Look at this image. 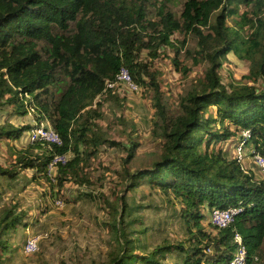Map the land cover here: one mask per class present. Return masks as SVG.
<instances>
[{
  "label": "trees",
  "instance_id": "16d2710c",
  "mask_svg": "<svg viewBox=\"0 0 264 264\" xmlns=\"http://www.w3.org/2000/svg\"><path fill=\"white\" fill-rule=\"evenodd\" d=\"M148 2L0 0V100L13 106L17 116H27L32 108L35 122L50 121L61 140L60 144L30 143L25 151L15 153L14 167L42 172L54 156L71 154L56 165V194L68 181L88 178V164L99 147L116 144L98 124L101 115L94 103L113 91L107 84L126 68L139 86L154 89L155 132L162 138L152 168L134 173L124 169L126 190L144 179L168 199L178 201L187 239L155 247L141 243L143 252L136 253L133 242L143 222L121 195L120 203L107 205L109 232L119 246L109 249L102 264H169L168 256L173 254L171 264H230L236 234L247 249V264H263L264 179L246 172L222 150L210 151L209 146L212 141L238 139L242 131L250 130L247 145L264 157V88L254 84L264 78V0H186L179 14L163 2L155 19L147 18ZM241 6L245 9L240 13ZM229 16H236L232 24ZM176 32L183 35L178 42L172 40ZM189 35L197 40L195 50L188 52L193 64L205 62L208 67L180 99L178 114L168 118L161 103L160 73L152 70V61L164 47L174 48L172 61L187 75L190 69L182 67L179 53ZM143 50H148L151 61L141 58ZM231 52L248 61L249 70L228 89L220 69ZM211 107L216 115L211 112L205 117ZM218 117L220 129L214 125ZM226 119L238 132L225 125ZM33 126L0 124V139L19 138ZM35 149L43 153H34ZM131 155L129 151L126 162ZM0 175L14 177V172L0 165ZM234 207L243 210L227 226L215 225L217 233L202 225L205 209L210 215L214 208ZM21 223L22 217H13L10 211L0 218V260L10 252L4 236Z\"/></svg>",
  "mask_w": 264,
  "mask_h": 264
},
{
  "label": "rangeland",
  "instance_id": "374dc122",
  "mask_svg": "<svg viewBox=\"0 0 264 264\" xmlns=\"http://www.w3.org/2000/svg\"><path fill=\"white\" fill-rule=\"evenodd\" d=\"M185 1L149 0L147 18H157V9L163 2L179 14ZM244 9L245 6H241L240 13ZM234 18L236 16H229L228 23L232 24ZM182 38L183 35L178 32L172 36L176 42ZM196 42V38L189 35L187 44L179 53L182 67L190 69L187 75L176 69L172 61L176 55L174 48L164 47L161 56L152 61V70L160 73L161 103L166 108L168 118L178 114L180 99L208 67L205 62L193 64L188 52L195 50ZM148 53V50L142 51L141 58L145 62L151 61ZM222 62L220 74L228 89L231 83L241 80L248 73V61L239 59L233 52ZM254 84L259 89L264 88V78ZM137 87L132 89L126 83L117 84L113 91H107L96 99L93 108L101 115L97 122L110 141L116 144L99 147L98 155L88 164V178L81 182L68 181L58 194L56 167L50 170L48 165L47 170L42 172L37 168L14 167V150L20 148L24 151L28 146L25 149L22 147L20 137L8 139L3 136L0 139V165L14 172V177L0 175V218L10 211L11 216H21L23 220L16 230L12 229L4 236L10 246L6 251L10 252L2 256L0 264H102L108 257L109 249L119 246L109 232L111 216L107 205L120 203L121 195L126 197L132 212H136L143 222L140 228L142 232L133 242L136 253L143 252L141 243L155 247L166 241L176 243L187 239L186 222L181 217L178 201L168 199L144 179H140V185L127 191L125 179L122 178L125 168L131 173L152 168L161 149L162 138L155 132L157 108L154 89ZM4 101L0 100V124H12L14 127L25 125L23 118L14 115L13 106L4 104ZM211 112L216 115L215 108L211 107L205 117ZM28 115L33 119L30 121L32 124H39L34 120L36 114L32 108ZM220 121L218 117L214 124L217 129L221 128ZM225 125L236 133L238 128L229 119L225 120ZM31 131L23 132L21 137ZM235 137L221 142L212 141L209 150H222L228 159H235L238 144ZM202 147L205 149L204 144ZM42 151L35 149L34 153ZM129 151L131 159L126 162ZM253 153V148L247 145L240 161L242 167L246 172H252L257 179H264V172L255 165ZM72 156L69 154L65 159ZM212 211L209 215V211L204 210L205 217L201 223L207 231L217 233L218 229L212 222ZM30 238L37 239V249L33 252L25 250ZM174 255L168 256L167 263H172Z\"/></svg>",
  "mask_w": 264,
  "mask_h": 264
},
{
  "label": "built area",
  "instance_id": "2783aa9c",
  "mask_svg": "<svg viewBox=\"0 0 264 264\" xmlns=\"http://www.w3.org/2000/svg\"><path fill=\"white\" fill-rule=\"evenodd\" d=\"M126 83L132 89H137L138 85L131 77V74L126 68H122L119 74L116 76L114 82H109L107 85L110 88L115 87L117 84ZM251 138L250 130H244L241 132L240 137L238 138L237 144V157L236 159L240 162L245 155V148L248 144L249 139ZM30 139L32 142L36 141H46L47 143H56L60 144L61 140L59 135L54 131L52 126L49 123L40 122L35 124L30 132ZM255 165L259 166L264 172V157L253 148ZM63 161L66 162L64 156H54L49 162L50 170L55 168L57 163ZM241 163V162H240ZM60 203V201H59ZM243 208L234 207L228 210H222L219 208H214L212 211V222L218 227H225L232 222L233 216L241 212ZM235 242L237 243V248L234 251L233 257L230 261V264H247V249L243 244L242 237L239 234L235 236ZM37 249V239L30 238L26 242L25 250L27 252H33Z\"/></svg>",
  "mask_w": 264,
  "mask_h": 264
},
{
  "label": "crops",
  "instance_id": "0c3cea01",
  "mask_svg": "<svg viewBox=\"0 0 264 264\" xmlns=\"http://www.w3.org/2000/svg\"><path fill=\"white\" fill-rule=\"evenodd\" d=\"M17 118H20V119L23 118L24 120H22V121H25V123H31L30 121L33 120L29 115H27L25 117L17 116ZM19 141H20V143H21V145H22V147L24 149L26 148V146H29L30 143H31V141H30V132L25 134V136L20 137ZM18 151H21V149L19 148V149H15L14 150L15 153L18 152ZM15 157H16V155H15Z\"/></svg>",
  "mask_w": 264,
  "mask_h": 264
},
{
  "label": "clouds",
  "instance_id": "9594fccd",
  "mask_svg": "<svg viewBox=\"0 0 264 264\" xmlns=\"http://www.w3.org/2000/svg\"><path fill=\"white\" fill-rule=\"evenodd\" d=\"M43 122H47V121H43ZM50 124V123H49ZM34 125H35V123H34ZM51 126V125H50ZM34 127V126H33Z\"/></svg>",
  "mask_w": 264,
  "mask_h": 264
}]
</instances>
